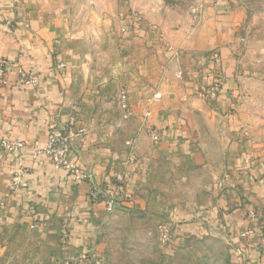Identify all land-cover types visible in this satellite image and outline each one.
Listing matches in <instances>:
<instances>
[{"label":"crops","instance_id":"obj_1","mask_svg":"<svg viewBox=\"0 0 264 264\" xmlns=\"http://www.w3.org/2000/svg\"><path fill=\"white\" fill-rule=\"evenodd\" d=\"M199 1L184 25L141 40L113 35L73 0H0V142L25 144L13 153L0 147V264H58L85 251L112 264L131 259L123 244L109 248V212L89 194L116 176L118 209L171 226L167 245L153 242L164 259L215 236L227 264H264V70L238 41L235 0ZM19 70L34 83H22ZM217 76L223 90L208 104L199 92ZM71 114L84 127L70 156L78 178L40 151ZM17 170L22 182L12 192ZM178 191L175 201L166 195Z\"/></svg>","mask_w":264,"mask_h":264},{"label":"rangeland","instance_id":"obj_2","mask_svg":"<svg viewBox=\"0 0 264 264\" xmlns=\"http://www.w3.org/2000/svg\"><path fill=\"white\" fill-rule=\"evenodd\" d=\"M73 2L87 13L96 14L98 19H101L100 24L108 27V30L115 36L117 34L120 39H123V36L126 38L135 36L141 40L145 39L147 34L150 38L153 35L156 37L157 32L163 27L174 29L184 25L189 16L198 14L201 7L199 0H73ZM230 4L240 8L243 14V29L238 41L252 47L248 55L254 56L258 53L253 60H259L253 65H258L264 70V0H235L230 1ZM256 47L259 48L258 52ZM202 99L209 104L207 100ZM166 195L171 201L179 199V191ZM114 209L107 216L103 233L109 239L107 241L109 248L123 244L122 249L132 250L131 259L123 257L120 260L122 264H227L225 243L215 236L185 244L176 258L164 259L158 255L153 245L155 241L161 243L160 230L164 222H158L151 227L139 216L130 217L127 210L122 212L118 207ZM128 234H140L137 238L141 240L128 241ZM144 234L147 238L143 236ZM58 242L60 245V234ZM136 249L146 252L138 253ZM58 264H112V261L111 258L103 260L95 251H85L71 253Z\"/></svg>","mask_w":264,"mask_h":264},{"label":"built area","instance_id":"obj_3","mask_svg":"<svg viewBox=\"0 0 264 264\" xmlns=\"http://www.w3.org/2000/svg\"><path fill=\"white\" fill-rule=\"evenodd\" d=\"M211 62L218 64L219 56L217 53L211 54ZM63 64H61L62 66ZM3 66L0 65V73L2 74L4 71ZM19 74L21 76V81L24 84H32L34 80L30 79L28 74L23 70H19ZM222 91L221 87V78L215 77L214 80L205 88H202L199 92V95L207 100L208 102H212L217 99L219 94ZM160 94H155V97H159ZM120 106L123 109V115L126 117L131 115V111L129 109L127 99L125 96V92H121ZM149 112L146 113L145 116H148ZM77 119L74 114L69 115L68 121L64 124L60 129H52L47 142L40 150L42 153L46 154L50 159V162L56 166L63 168L67 171H73V173L78 176V172L75 168V163L70 160L71 154L74 152V141L82 138L84 133V127L80 124H77ZM150 138L153 144H157L160 142V134L159 130L156 128L149 129ZM0 147L6 153H13L15 151H21L25 147V144L19 140H13L10 138H3L0 142ZM23 172L21 170H17L11 173L9 180V189L10 191H16L22 182ZM121 177L116 176V181L114 183H110L107 188H105L103 193L99 191L95 186H92L90 189V197L94 200L100 199L104 205L105 210L110 212L116 207L118 202V197L121 195ZM250 215L254 218V212H250ZM168 224L161 225L160 230V242L161 244H167L170 240V227ZM60 242L61 248L65 251L68 248L69 243V235L67 232H62L60 234Z\"/></svg>","mask_w":264,"mask_h":264},{"label":"trees","instance_id":"obj_4","mask_svg":"<svg viewBox=\"0 0 264 264\" xmlns=\"http://www.w3.org/2000/svg\"><path fill=\"white\" fill-rule=\"evenodd\" d=\"M210 57H208V60H210L211 61V58L209 59ZM221 87H222V90H223V83H222V81H221Z\"/></svg>","mask_w":264,"mask_h":264}]
</instances>
